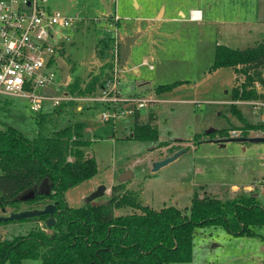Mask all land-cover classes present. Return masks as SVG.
Wrapping results in <instances>:
<instances>
[{"label": "rangeland", "instance_id": "obj_1", "mask_svg": "<svg viewBox=\"0 0 264 264\" xmlns=\"http://www.w3.org/2000/svg\"><path fill=\"white\" fill-rule=\"evenodd\" d=\"M144 1L157 3V0H116L119 20H114L110 14L104 15L106 9L102 0L47 1L51 9L80 15L78 26L63 30L71 36L62 52L69 66V83L75 80L87 83L93 76L103 78L106 75L115 40L121 38L124 42L126 37L135 35L136 27L127 26L136 25L138 17L146 18L154 11L152 6L142 9ZM194 3L201 8L204 17L207 13L210 22L200 18L195 22L163 23L161 29L155 31L151 48L143 39L132 47L127 66H137L139 74L129 69L122 73L121 91L155 96L158 100L140 109L144 117L151 109L158 110L160 131L157 139L128 138L135 116L103 123L99 118L103 109L100 105L90 104L82 112L75 111L74 115L58 119L62 125L75 120L86 124L84 133L90 143L81 149L85 156L94 157L97 166L95 175L64 193L69 206H81L85 197L99 185L107 188L99 199L109 196L111 187L120 183L119 178L125 171L132 175L121 182L120 195L154 209L174 205L184 211L195 192L199 196L232 197L238 193L230 189L234 185L239 192L246 186L253 187L260 202L264 203V167L261 165L264 142L228 141L223 145L194 142L196 135L198 139H211L208 136L220 137V131L227 132L222 137L229 138L228 130H245V120L255 124L260 121V115L254 113L249 103L236 104L238 112L230 104L234 100L233 87L244 75L230 67L212 69L211 66L218 45L243 49L264 41V0H194ZM137 4L142 8L136 7ZM187 12L189 15L190 11ZM178 79L186 81L182 83ZM161 84L173 86L157 90ZM160 99L175 100L165 104ZM52 109L50 103L44 101L42 110L34 112L26 98L0 95V128L12 125L33 138L38 134L35 116ZM68 111L73 110L66 109V113ZM176 140H182L186 150L153 171V163L159 161V157L171 152L172 156L176 152L175 146L159 149L158 145ZM22 207L28 206L23 204ZM10 211L7 208L5 215ZM139 211L124 205L114 212ZM39 227L48 231L44 220L3 221L0 222V240L25 235ZM253 229L254 235L239 236L230 234L223 226L196 227L194 260L190 264H264V225ZM21 264H42V260L23 259Z\"/></svg>", "mask_w": 264, "mask_h": 264}, {"label": "trees", "instance_id": "obj_2", "mask_svg": "<svg viewBox=\"0 0 264 264\" xmlns=\"http://www.w3.org/2000/svg\"><path fill=\"white\" fill-rule=\"evenodd\" d=\"M219 67H231L244 75L233 87L234 100L264 97L254 88L255 82L264 87V41L244 49L218 45L211 68ZM101 84V76L96 75L83 86L75 80L68 89L74 95H87ZM172 86L159 85L157 90ZM73 104L38 113L34 118L38 134L33 138L12 125L0 128V211L40 209L58 202L53 213L55 222L46 226L48 231L39 227L25 235L0 240V264H21L23 259L35 258H41L42 264L187 263L193 259L196 227L223 226L232 235L249 236L255 234L254 226L264 225V203L253 191L227 198L199 196L195 192L190 206L183 211L174 205L160 209L139 205L120 195V182L111 187L109 196L96 199L94 204L69 206L64 193L97 173L94 157L85 156L81 149L90 143L84 133L86 124L75 120L62 125L58 122L62 119L54 117ZM235 105L231 104L232 109L238 112ZM245 125V130L264 128L246 120ZM220 132V137L227 134ZM197 136L195 143L207 138ZM128 138L157 139L158 130L149 120H140L137 112ZM124 205L140 211L114 212ZM48 217L44 214L29 218L44 220L46 225Z\"/></svg>", "mask_w": 264, "mask_h": 264}, {"label": "built area", "instance_id": "obj_3", "mask_svg": "<svg viewBox=\"0 0 264 264\" xmlns=\"http://www.w3.org/2000/svg\"><path fill=\"white\" fill-rule=\"evenodd\" d=\"M47 1L0 0V95L26 98L34 112L42 110L44 101L53 109L69 102L101 104L99 118L102 122L135 115L141 108L158 101L155 96L122 93L120 83L124 69L120 60V39L115 40L110 68L100 87L91 94H72L68 82L62 81L59 60L64 61L63 46L71 40L63 30L78 26L80 15L51 9ZM200 14V10L192 9L189 18L198 20ZM113 16L114 20L120 19L117 14ZM254 88L264 94L259 82L254 83ZM232 103H249L254 113L260 115L259 123L264 125V97L237 99ZM244 133H247L245 136H264V128L228 130L230 137H241ZM261 165L264 167V157Z\"/></svg>", "mask_w": 264, "mask_h": 264}, {"label": "crops", "instance_id": "obj_4", "mask_svg": "<svg viewBox=\"0 0 264 264\" xmlns=\"http://www.w3.org/2000/svg\"><path fill=\"white\" fill-rule=\"evenodd\" d=\"M102 1L103 2L104 1L105 2L112 1L110 13H107V11H105L104 15L105 14H110V15L113 16V15L117 14L116 0H102ZM143 4H145V5H143V8H142V5H140V4H137L136 7H138V8L141 7L142 9H144L146 6H152L154 11L150 15H148L146 18L145 17H143V18L138 17L137 18L138 23L136 25L133 24L131 26H127V27L135 26L136 27L135 30L137 32L135 35H137V36H136V39L133 41L132 45L130 46V53H129L127 59H126L125 65H123V69L124 70L125 69H129L131 72H133L135 74H139L138 67L137 66H132L131 68H128V66H127L128 62H129V59H130V56L132 54V47L135 44H138L139 41L143 39V42H146V44L148 45V48L149 47L151 48L152 45H153V42L155 41V39H154L155 31H157L158 28L161 29V27L164 25L163 23H165V22H175V23L195 22L197 20H191L188 17L189 15H187V13H188L187 10L191 11L192 9L200 10L201 11V14H200L201 20H204L205 22H210V19H208V17H207V13H206V15L204 17L201 8L196 6L197 3H194V0H157V3H152V4L149 3V2H145L144 1ZM104 9H106L105 4H104ZM198 20H200V19H198ZM119 39H121V38H119ZM120 42H121V40H120ZM151 58H154V57L151 56ZM145 62H147V61H145ZM152 69H154V66L152 67ZM232 71H233V69H232ZM70 80H71L70 75H68V78H67L68 84H69ZM178 80L182 81V83H184L186 81V79H178ZM85 82H81L80 84L83 86L85 84ZM161 85H164V84H161ZM153 89H155V88L153 87ZM122 93L125 94V95H137V96H140V95H138L136 93H131V92L126 93V92L122 91ZM173 100H175V99H163L162 101H164V102H161V103L167 104V103H170V101L172 102ZM89 105H90L89 103H85V102H83V103H81V102L74 103L73 105H70L71 107H64L63 109H61L63 111L59 115H57V116L55 115L54 117L62 119L66 115L67 116L74 115L75 111L82 112L83 109L86 108V107H89ZM96 105H100L101 107H103L101 104H96ZM70 108H72L73 111L72 112L68 111L69 113H66V109H70ZM52 111H53V109H52ZM52 111L47 110V111H44V112L45 113H50ZM138 115H139V119L144 121V122L149 120L152 123V125H154L157 128L158 135H159V131H160V129H159L160 128V115L158 113V110L155 111V110L151 109L146 117L141 116V113H140V110H139ZM133 122H134V120H133ZM189 138H191V137H189ZM205 140H207V139L206 138L202 139L198 143L199 144L213 143L211 141H205ZM165 143H167V145H163V146H159L158 145L157 148L160 149L162 147L175 146L174 151H178L180 149H184V151L186 150L183 147L182 143H184V142H182V140H176V141H173V142H165ZM171 153H166L165 155H162L158 159L160 160V159H163V158H165L167 156H170ZM214 188H216V187H214ZM230 189L232 190V192H239V190H238L239 188L236 185L231 186ZM244 191H253L254 195H258V193L255 192L256 189H254L251 186H246V189ZM193 257H194V255H193ZM193 260L194 259H192V261ZM192 261L187 262V263H176V264H190V263H192Z\"/></svg>", "mask_w": 264, "mask_h": 264}, {"label": "water", "instance_id": "obj_5", "mask_svg": "<svg viewBox=\"0 0 264 264\" xmlns=\"http://www.w3.org/2000/svg\"><path fill=\"white\" fill-rule=\"evenodd\" d=\"M105 7L107 13L111 11V4L112 1L105 2ZM137 35H131L126 37L124 42H120V60L122 65H125L126 59L130 53V46L132 45L133 41L136 39ZM59 65L62 70V81L66 83L68 75H69V66L63 60H59ZM205 141H211L213 143H220L225 144L228 141H240V142H248V143H257V142H264V136H241V137H217L207 139ZM184 149L178 150L172 156H167L159 161L153 163L152 170H157L159 167L168 164L169 162L173 161L177 156L182 154ZM132 173L130 171H125L121 174L119 178V182L127 180L131 177ZM105 185H99L93 192H91L87 197H85L84 202H91L92 204L96 203V199L101 197L103 193L106 191ZM31 194V193H30ZM57 201L54 203L46 204L43 208L40 209H25L18 212H10L5 215V209L1 208L3 215H0V222L7 221V220H16V219H23L29 217H36L44 214H49V217L46 219V226L50 227L54 224L55 219L53 217V213L55 211Z\"/></svg>", "mask_w": 264, "mask_h": 264}]
</instances>
